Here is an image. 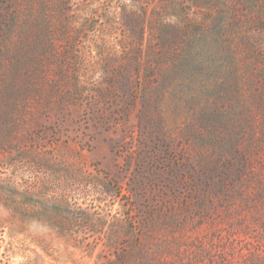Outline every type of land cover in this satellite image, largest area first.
Returning <instances> with one entry per match:
<instances>
[{
    "label": "rangeland",
    "instance_id": "1",
    "mask_svg": "<svg viewBox=\"0 0 264 264\" xmlns=\"http://www.w3.org/2000/svg\"><path fill=\"white\" fill-rule=\"evenodd\" d=\"M0 264H264V0H0Z\"/></svg>",
    "mask_w": 264,
    "mask_h": 264
}]
</instances>
